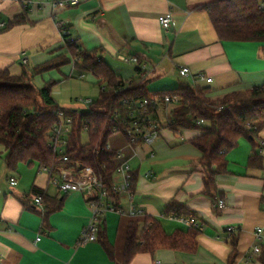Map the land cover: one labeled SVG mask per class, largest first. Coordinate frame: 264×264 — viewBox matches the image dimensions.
<instances>
[{
	"label": "crops",
	"instance_id": "0c3cea01",
	"mask_svg": "<svg viewBox=\"0 0 264 264\" xmlns=\"http://www.w3.org/2000/svg\"><path fill=\"white\" fill-rule=\"evenodd\" d=\"M58 1L0 0V70L10 68L21 74L29 68L26 66L40 65L58 55L69 57L70 40L82 50L103 49L117 74L126 81L145 84L152 93L190 84L207 86L196 80L200 73L213 79L204 81L216 85L212 87L214 95L229 86L246 89L264 84V43L220 40L205 8L216 0H80L67 7L56 6ZM25 10L30 23L1 30ZM168 12L174 19L166 30L159 17ZM118 52L139 56L145 68L138 72L135 64L115 65L111 58L118 60L114 56ZM184 65L191 69L192 77L180 75ZM72 66L75 68L73 61L36 78L41 77V86L46 79L59 81L56 78L67 77L65 70ZM168 105L160 100L157 107L165 125ZM200 134L199 129L166 126L153 145L130 143L118 133L109 138V147L120 156L116 162L128 161L133 167L132 202L144 215L158 218L167 233L190 232L182 219L164 215L166 205L175 200L205 225L197 237L196 252L159 249L154 255L138 254L132 264H264V246L261 253L252 251L255 228L264 227V168H248L251 145L244 157L230 156L229 171L216 177L226 205L216 210L212 199L203 193L205 172L198 165L202 153L190 142ZM242 138L238 146L245 144ZM6 156L0 144V264H124L129 224L142 222L143 216L133 219L113 211L105 214L113 259L98 241L78 245L92 217L86 194L59 191L49 170L37 163H20L18 170L12 171ZM11 177L17 178L16 185L10 184ZM34 188L62 200L61 208L46 213L44 203L43 207L35 203ZM121 202L130 209L128 195H123ZM231 226L238 228L236 244L229 240L227 228Z\"/></svg>",
	"mask_w": 264,
	"mask_h": 264
},
{
	"label": "trees",
	"instance_id": "16d2710c",
	"mask_svg": "<svg viewBox=\"0 0 264 264\" xmlns=\"http://www.w3.org/2000/svg\"><path fill=\"white\" fill-rule=\"evenodd\" d=\"M205 8L220 40L264 43V0H216ZM26 23H30L27 10L1 30ZM67 44L71 53L69 57H52L45 63L25 68L21 74L12 73L10 68L0 70V144L7 151L6 163L10 170L17 171L20 163H37L48 168L52 179L62 168L80 170L84 166H92L107 186L109 197L120 205L121 197L113 189L116 172L114 158L118 152L108 147L109 138L116 134L113 127L118 114L130 117L131 107L124 102L125 99L134 102L140 98L158 97L164 101L166 95L179 97V102L174 103L171 115L174 122L171 125L202 131L190 142L202 153L198 165L205 172L203 193L212 199L216 210L224 197L216 177L229 171L227 156L242 137L249 138L253 143L248 168H264V146L261 144L264 141L261 134L264 132V84L246 89L229 86L225 92L215 95L216 90L211 86L198 84L152 93L145 84L126 81L117 74L105 60L103 49L82 50L70 40ZM119 54L121 52L114 56L118 58ZM72 61L76 69L92 73L96 83L102 84L99 100L93 101L89 109L60 107L52 95L53 88L58 84L54 79L43 87L34 82L37 76L60 70ZM138 66L137 70L141 72L144 67ZM60 112L73 121L64 153L67 160L49 145L52 130L61 122ZM200 119H205L206 124L197 125ZM83 133H86L87 141L82 140ZM32 194L42 197L46 213L61 208L62 200L51 198L39 188H34ZM164 215L177 219L198 218L175 200L166 205ZM143 217L142 222L133 220L129 224L124 264H132L140 253L154 255L159 249L196 252L200 230L191 228L190 232L177 230L170 234L158 218L151 215ZM100 227L96 241L113 259L114 246L108 237L105 216ZM229 240L236 244L237 235L232 233Z\"/></svg>",
	"mask_w": 264,
	"mask_h": 264
},
{
	"label": "built area",
	"instance_id": "2783aa9c",
	"mask_svg": "<svg viewBox=\"0 0 264 264\" xmlns=\"http://www.w3.org/2000/svg\"><path fill=\"white\" fill-rule=\"evenodd\" d=\"M80 3V0H61L55 3L59 7L74 6ZM173 13L168 12L159 17V22L161 26L169 30L173 24ZM118 59L123 63H134L136 65H141L145 68V64L139 56H130L125 53L118 55ZM28 62L27 57L23 59V63ZM180 75L182 77H192L191 69L184 65L180 69ZM83 76V75H82ZM207 79L208 82H212L211 77H207L204 73H200L196 80ZM84 99H82L83 101ZM86 104L91 105L93 103L92 99H86ZM128 106L131 107L130 117H122L118 112L117 122L114 124L113 131L115 133H121L124 135L130 143L133 142H143L149 145H153L161 136L162 130L171 125L172 119H170V124H163L157 114V107L159 106L160 99L158 97L151 98H140L137 101L129 102L124 100ZM166 104H174L179 102V97L177 95H166L164 98ZM151 108L154 110L151 111ZM116 116V115H115ZM61 122L54 127L51 135L49 136V145L54 149V152L60 155H64L68 145L69 134L72 132V118L65 116L60 112ZM205 119H200L197 121V125H205ZM262 146H264V141H261ZM109 147V146H108ZM110 148V147H109ZM264 149H262L263 151ZM120 157L119 154L114 158L116 172L114 176V191L122 197L123 195H128V199L131 201L130 209H126L122 204L118 205L114 198L109 197V191L107 186L103 183L102 179L99 177L97 172L92 166H84L80 170L75 169H65L62 168L60 171L51 179V182L56 185L59 191L64 193L69 192H83L86 194L89 204L92 207V217L90 222L82 230L78 245H84L91 241H96L98 234L100 232L101 219L108 211H113L122 216H128L133 219L144 216L142 210L138 209L136 205L132 202L133 200V177L134 170L128 161L116 162L117 158ZM64 160H67V156H62ZM45 169L48 170L47 167ZM10 184L16 185L18 180L16 177L10 178ZM35 203L38 206L43 207V201L41 196L35 197ZM226 205L225 199H220L218 206L224 207ZM190 228L198 229L200 231L204 230V223L201 222L196 217L182 218ZM229 234L236 233L238 231L237 227L231 226L227 228ZM256 243L254 244L252 251L254 253H261L264 246V227H256L255 231ZM40 237H38V240ZM158 264L160 261L157 262ZM71 264V263H66Z\"/></svg>",
	"mask_w": 264,
	"mask_h": 264
},
{
	"label": "rangeland",
	"instance_id": "374dc122",
	"mask_svg": "<svg viewBox=\"0 0 264 264\" xmlns=\"http://www.w3.org/2000/svg\"><path fill=\"white\" fill-rule=\"evenodd\" d=\"M111 61L115 65L117 64H120L122 66L127 65V64H124L118 61L117 59L113 60L111 58ZM26 67H31V65L26 66ZM65 71L67 72L68 76L65 77L62 75L60 78H56L59 81H57L58 84L53 88V91H52V95L55 98L56 102L62 108H69V109L78 108L81 110L89 109L90 105L86 104L85 100L92 99L93 101H98L100 98L102 84L100 85L96 83L92 73L73 68V66L68 67ZM46 78L47 77L45 76V79ZM41 80H42L41 77L35 78L34 82L37 86H41V83H40ZM200 81L202 82V84L209 85L213 88L216 87V85L214 84L211 85L210 83L204 80H200ZM47 82L48 81L46 79V83ZM82 99L84 100L82 101ZM174 107L175 106H173L172 104L168 105L167 108H169L168 110L169 112L166 115L165 114L163 115L164 116L163 119L165 120L167 119V117H169V121H168L169 124H170V119H172L171 115L173 114ZM169 127L172 128L176 126L169 125ZM118 134H121V133H118ZM82 140L87 141L86 133H83ZM242 140L245 141V144H240L239 146L235 148V150H233V152L231 151L232 153L230 152L229 156L227 157L228 160H231L230 156L232 155H235V157L238 159L240 157H244L246 153L245 152L246 147L248 149L250 148V145H251L253 148V143L249 138L243 137Z\"/></svg>",
	"mask_w": 264,
	"mask_h": 264
}]
</instances>
